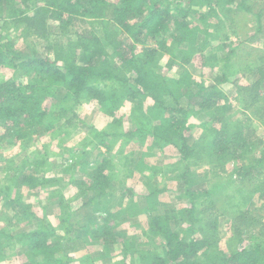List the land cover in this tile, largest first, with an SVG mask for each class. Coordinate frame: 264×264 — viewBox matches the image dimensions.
I'll list each match as a JSON object with an SVG mask.
<instances>
[{"label":"trees","instance_id":"trees-1","mask_svg":"<svg viewBox=\"0 0 264 264\" xmlns=\"http://www.w3.org/2000/svg\"><path fill=\"white\" fill-rule=\"evenodd\" d=\"M107 12L112 13L110 20ZM87 19L97 25L96 31L72 32L74 24H88ZM256 24L255 34L249 35ZM6 25L17 31H7ZM240 25L245 30L239 42L232 43L236 49L264 40V0H0V71L13 73L0 82L3 132L13 134L16 141L41 134V129L55 132L57 123L76 120L74 108L81 101H95L109 125L94 138L108 151L113 147L110 139L121 140L125 148H138L123 158L126 182L112 214L108 208L109 195L115 191V167L110 160L103 159L89 174L80 169L84 177L72 179L77 189L73 199L79 203L76 211L88 208L106 215L82 226V238L103 247L108 256L110 246L120 244L116 264H264V218L256 220V214L240 210L224 224V237L220 217L227 211L219 213L235 194L243 195L240 183L253 180L252 170L264 171V133L255 137L251 125L254 117L264 125V50L256 56L258 62L249 65L232 66L227 57L222 80L213 85L192 75L179 79L167 75L182 65L193 64L203 73L217 70L220 60L207 49L223 39L225 31L236 33ZM32 38L45 45L42 53L35 51ZM183 45L188 50L181 49ZM227 48V43L218 46V50ZM247 73L253 82L245 85L241 78ZM230 86L236 89L234 99L244 107L245 119L226 116L232 109L225 91ZM57 94L62 95L60 103L55 102ZM127 106L132 130L124 126ZM195 130H200L197 136ZM258 146L262 149L253 157L255 165H243ZM169 155H177L185 165L178 179L184 181L188 202L160 211L159 197L168 190L152 185V178L160 169L158 158ZM192 165L203 166L204 175L191 173ZM140 176L146 181L138 180ZM39 179L36 174L19 177L32 191L53 181ZM203 181L209 188H196ZM140 183L146 193L136 192ZM257 191L260 188L253 193ZM263 198L255 197L256 208ZM16 204L23 207L21 220L32 214L30 204ZM260 209L264 211V204ZM70 217L59 223L64 237L47 221L30 233L16 235L27 248L24 257L29 264L76 263V257L65 251V244L72 241L65 239L73 231ZM134 218L139 221L126 223L127 236L136 228L141 237L120 238L115 231L123 227L121 221ZM1 233L2 239H13L9 231ZM93 261L90 257L80 263Z\"/></svg>","mask_w":264,"mask_h":264},{"label":"rangeland","instance_id":"rangeland-1","mask_svg":"<svg viewBox=\"0 0 264 264\" xmlns=\"http://www.w3.org/2000/svg\"><path fill=\"white\" fill-rule=\"evenodd\" d=\"M106 17L110 20L112 18V13L107 12ZM250 21V17L249 21L248 18L246 19L245 23L247 26H249L248 23ZM87 22L88 24L81 22L74 24L72 32L79 31L80 33L83 32L84 34H88L89 32L96 31L97 25H91L93 24V20L87 19ZM240 22L241 20L239 24ZM112 24L113 22H110V25ZM113 27L114 25L110 26V29H113ZM6 28L7 31H17L15 30L16 27L12 25H6ZM49 28L51 29V33H55L54 27L49 25ZM253 28V30H249L250 34H247H255L257 24L254 25ZM235 30L237 34L235 32L225 31L224 33L227 34L226 36L228 39H226L225 36L223 39L210 44V47L207 49V53L217 54L220 60L217 64V70L203 73L202 68H199L197 64V67L193 66V64L191 66L182 65L179 69H174L169 72L167 74L168 77L170 79H179V77L183 75H192L199 80H205L207 85H213L215 82L222 80V67L226 63L227 57L230 56V60L232 59V61H230L232 66H234L233 63L242 65H249L254 62L257 63L256 56L261 54L262 50H264V40L252 44L249 43L250 45L244 44L241 48L236 49L232 43L239 42V37H242V35L239 36V34L244 32L245 27H241L240 25L235 27ZM199 37L203 39L201 34H199ZM36 40L37 39H31L33 44L36 45L34 49L36 52L42 53L45 45L36 42ZM226 43L229 45V48L218 50V46H225ZM150 45L155 47V44ZM180 48L188 50V45H183ZM180 61L181 60H179V62ZM7 71L9 70L0 71V82L3 81L4 78H9L10 74L13 75V73ZM238 77L241 78L242 76L238 75ZM250 77V74L247 73L244 79L241 78V80L246 85V83L250 82ZM50 91H55V88L50 89ZM225 91L231 98L230 104L232 105V109L227 111L226 116L232 117L233 120L245 119L244 107L239 100L234 99L237 96L236 89L230 86L225 88ZM56 96L55 102L60 103L62 95L57 94ZM127 108L128 111L127 117H124V126L128 130H132L133 126L129 124V122H131L130 106H127ZM74 110L76 111L77 118L70 124H67L66 121H61L59 124L57 123L55 132L43 133L41 129V134H33L18 141L14 139L13 134H5L0 126V246L3 248V255L0 254V264H29V261L24 257L27 248L17 241L16 235L30 233L38 229L41 225V221H47L55 229L62 231V229L59 228V223L69 216H71L69 223L72 225L73 231L71 234L65 236V239L71 238L72 241L65 244V251L68 255L76 257L77 261L75 264H81L80 262L83 263V261L87 259L89 261L90 257L94 259V261L89 262V264H116L117 260L115 259L118 258L117 255L122 248L120 244H117V246L111 245L109 250L110 256H108L103 247L88 244L82 238V226L87 224L90 225V219L97 222L106 215L102 212L93 213L92 210L88 208L78 212L76 211L79 203L77 200L75 201L73 199L77 195V189L73 186L72 179L81 180L86 172H88V174L93 172L95 165L100 163L103 159L110 160L113 167H115L113 172L115 178L113 186L115 191L109 195V199H112V202L108 208V212L112 214L117 208L116 202L122 193L123 183L126 182L122 174L126 169L123 158L129 155L131 151H137L138 148L135 145H128L125 148L121 140L118 143H112L110 139L109 141H111L113 147L108 151L107 148L101 145L99 140L94 138L97 131H104L109 125V121L100 113L99 106L95 101L86 102V100H83L80 104L75 106ZM251 125L254 129L253 131L256 133L255 137H261L264 133L262 121H258L254 117ZM198 131L200 132V130H195V136L198 135ZM261 149L262 147L258 146L249 153L248 158L243 159L245 160L243 165L251 163V165L254 166L253 157L259 153ZM123 150L124 154L121 152ZM134 157L138 159V153H136ZM180 161V157L177 155L175 157L169 155L158 158L157 165H159L160 169L157 176L152 178V185L168 190L166 194H162L159 197V206L162 207L159 208L160 211H163V208H171L174 206L179 208L181 205L188 202V199L184 197V181L178 179L183 171H185V165ZM38 162H42L43 164L39 165L37 164ZM80 169H83L85 173L83 174ZM130 169H132V167ZM203 169V166H190L191 173L199 177L204 175ZM232 169V166H229V170L232 171ZM253 171L254 175L252 181L240 183V188L243 191L242 194L245 195V197L239 193L235 194L233 202L219 212L223 213L227 211L225 216L220 217V223L222 224L220 233L224 237L226 236L224 224L227 221H231L233 215H238L240 210H248L256 214V220H260V217L264 218V211L260 209L264 204V198L259 200L260 208H256L258 207V202L254 201L255 197L259 198L264 195V191H262L264 190V171H261L258 167L252 170V172ZM246 172L250 173V167ZM29 174H36V176L40 178V183L44 181V178L53 181L51 184H46L32 191L29 190L27 186L22 185L19 180V177ZM148 176L147 174L146 177ZM146 177L143 178L140 176L138 180H143L145 182ZM191 178H194V176ZM257 187L260 188V191L254 194L253 191L256 190ZM9 188L11 190H9ZM196 188L208 189L209 184L207 181L199 182L196 184ZM136 192L146 193L147 190L142 183H140V185H136ZM140 200V202L143 201L142 199ZM19 201L23 202L24 205L30 204L32 206V214L23 220L19 218L20 213L23 211V207L17 206L16 204V202ZM142 203L144 204V202ZM233 204L234 209L232 211L230 206ZM254 210L260 211L255 213L253 212ZM34 217L37 219H34ZM138 221L137 218L132 220L123 219L121 221V223L123 222V227L116 229L115 232H118L119 237L122 239L128 238L129 235H135L138 239L141 237V234L136 228L132 229L131 233L127 236L129 229L128 224H136ZM3 230L9 231L13 239H2L1 232ZM61 234L64 237V230ZM10 247H13V249ZM146 248L152 249V246L148 245Z\"/></svg>","mask_w":264,"mask_h":264}]
</instances>
